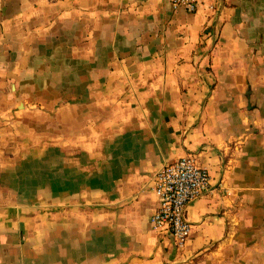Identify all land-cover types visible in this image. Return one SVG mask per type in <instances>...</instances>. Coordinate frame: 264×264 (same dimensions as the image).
Wrapping results in <instances>:
<instances>
[{
	"label": "crops",
	"instance_id": "obj_1",
	"mask_svg": "<svg viewBox=\"0 0 264 264\" xmlns=\"http://www.w3.org/2000/svg\"><path fill=\"white\" fill-rule=\"evenodd\" d=\"M188 152L178 247L152 182ZM0 264H264V0H0Z\"/></svg>",
	"mask_w": 264,
	"mask_h": 264
},
{
	"label": "built area",
	"instance_id": "obj_2",
	"mask_svg": "<svg viewBox=\"0 0 264 264\" xmlns=\"http://www.w3.org/2000/svg\"><path fill=\"white\" fill-rule=\"evenodd\" d=\"M174 8L197 9L198 0H169ZM211 175L199 163L195 152L182 154L160 166L152 182L157 207L150 214L153 228L164 229L178 247L183 246L191 233L192 224L186 218L187 206L210 189Z\"/></svg>",
	"mask_w": 264,
	"mask_h": 264
}]
</instances>
